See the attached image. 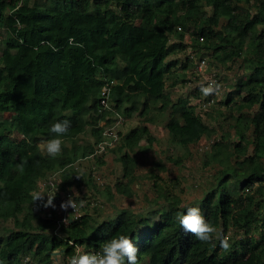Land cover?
Segmentation results:
<instances>
[{"label":"trees","instance_id":"obj_1","mask_svg":"<svg viewBox=\"0 0 264 264\" xmlns=\"http://www.w3.org/2000/svg\"><path fill=\"white\" fill-rule=\"evenodd\" d=\"M0 30L6 33L0 115H9L11 122L9 128L0 122V220L12 221L14 228L0 237V259L53 264L57 250L64 258L73 255L68 241L83 252L97 251L124 233L135 238L140 264H264V0H45L33 5L0 0ZM201 49L216 65L241 60L250 72L222 103L235 112L236 141L221 137L210 145L211 162L219 170L197 202L224 234L240 232L246 238L240 237L230 253L200 245L176 220L192 203L182 205L160 190L158 199L167 207L154 223L128 212L98 223L86 213L55 233L54 215L44 218L30 210L29 204H43L33 193L56 171H61V190L70 193V167L92 153L102 140L100 124L110 125L113 114L137 115L149 124L165 118L169 142L184 151L215 135L191 98L173 101L166 92L170 79V87L187 84L178 72L189 70L190 57ZM179 55L186 56L180 65ZM111 82L108 111L100 105V93ZM63 119L73 125L64 153L47 158L39 145L49 138L51 124ZM87 130L94 143L83 147L78 140ZM144 137L149 140L145 126L134 127L111 150L122 167L114 190L127 198L134 196L137 181L132 153ZM253 235L257 241L248 238Z\"/></svg>","mask_w":264,"mask_h":264},{"label":"rangeland","instance_id":"obj_2","mask_svg":"<svg viewBox=\"0 0 264 264\" xmlns=\"http://www.w3.org/2000/svg\"><path fill=\"white\" fill-rule=\"evenodd\" d=\"M45 0H30V4H42ZM6 37L4 30H0V54L4 48L3 40ZM174 41L171 40L170 44ZM184 43L190 44V40L185 38ZM189 54L190 50L187 51ZM209 52L201 49V53L195 55L191 60L190 69L187 71L179 70L181 79H186L187 84L171 86L172 79L167 81L166 92L170 93L171 99L176 101L179 97H188L190 105L196 110V113L202 115L204 122L215 130V135L211 138H202L195 145L189 146L187 151L180 147L174 146L169 142L168 132L165 129V118L155 124L145 123L137 115L130 119H123L119 115H113V122L106 128H115L118 135L123 136L129 130L137 126H145L148 131L149 140L144 137L140 142V149H135L132 156L137 162L135 169L136 185L132 187L134 196L131 198L124 197L114 190L116 182L121 181L122 167L118 161V155L111 150L116 149L119 144L113 149L107 150L100 158H81L69 169V174L72 179V185L68 187V191L74 189L80 194L81 198L87 200L86 206L81 209L80 214H88L98 223L110 221L116 218L122 212L135 214L148 223H154L158 220V216L166 210L167 203L163 199H158L161 195L158 191H163L162 194H167L168 197H177L182 205L197 203L209 190L214 183V177L217 174L219 167L212 163L209 152L210 145L224 138L226 141L233 143L236 141L234 137V123L232 115L235 112L224 106L222 103L226 100V94L235 86L237 80L241 77H246L250 74L246 65H243L241 60H234L227 67L216 65L212 58L208 55ZM190 55V54H189ZM198 56L207 58V68L199 71L197 69ZM183 55H179L177 59L179 65L183 63ZM182 59V60H181ZM180 67V66H179ZM215 75L216 77H213ZM221 84L218 94L204 97L202 100H213V104L207 109L201 107V103L196 99V89L201 85H207L212 80ZM231 108H233L231 106ZM208 112L209 116L204 115ZM4 117V118H3ZM0 115V122H4L6 128L10 127V116ZM103 126L104 124H100ZM7 130V129H6ZM7 134V132H6ZM248 138L252 140L249 134ZM82 146L88 144L93 145L94 141L89 135L88 130L78 140ZM87 148V153H89ZM253 146L249 147V154H252ZM176 159L179 160L176 163ZM19 165V162L17 163ZM83 171L81 178L76 175ZM109 189V194L107 190ZM78 198V197H74ZM34 213L48 218L51 215L55 216V220L65 217L70 219L69 212H65L61 207H44L41 204L28 205ZM65 214V216H64ZM222 232L223 230L220 229ZM14 231L12 221L2 222L0 220V237H6ZM58 233V230L55 232ZM224 233V232H223ZM230 235L234 243L242 237H246L240 232H233ZM256 235L249 236L252 240L257 241L258 238H253ZM53 264H67L68 259L62 256L61 251H55L53 254Z\"/></svg>","mask_w":264,"mask_h":264},{"label":"clouds","instance_id":"obj_3","mask_svg":"<svg viewBox=\"0 0 264 264\" xmlns=\"http://www.w3.org/2000/svg\"><path fill=\"white\" fill-rule=\"evenodd\" d=\"M71 42L72 39L70 38V43ZM220 88L221 84L215 80H212L207 85H201L199 90L204 97H208L218 94ZM101 124H104L103 126L100 125L101 127H104V131L109 126H105V123ZM72 128L73 125L70 119L57 120L51 124V126L48 128L49 138L45 141H42V143L39 145V147L43 149V152L47 158L54 159L63 155L64 140L70 135ZM104 131L102 133V140L96 146H94L91 154L95 152L97 146L104 140ZM118 137L119 140L117 141L116 145L119 144L121 140L120 135H118ZM111 149H113V147ZM91 154H88L87 158H90ZM100 157H102V155L95 157L94 159ZM82 175L83 171L81 170V172L78 173L76 177L81 178ZM71 191L73 194L69 196L66 201L62 202L60 207L65 211L71 208L74 210V212L83 209L87 204V200L85 198H81L80 194L74 189ZM45 196L47 197L46 202H44ZM34 199L35 201L40 200L45 208L49 206L55 207L53 204L55 196H53L51 193L46 195L36 193L34 195ZM176 220L179 228L184 233L191 234L192 239L197 241L200 245H210L212 248L219 246V248L226 253H230L232 251L234 241L231 239L230 235L224 234L215 223L206 218L199 204L194 202L187 206L183 212L177 213ZM139 252L140 250L134 237L124 233H117L104 241L102 247L97 251H86L83 253L77 252L71 255L69 264H140L138 255ZM0 264H6V261L0 259Z\"/></svg>","mask_w":264,"mask_h":264},{"label":"built area","instance_id":"obj_4","mask_svg":"<svg viewBox=\"0 0 264 264\" xmlns=\"http://www.w3.org/2000/svg\"><path fill=\"white\" fill-rule=\"evenodd\" d=\"M190 59H194L192 57H190ZM195 60V59H194ZM197 69L199 71L201 70H205L207 68V58L202 57L201 59H197ZM213 77H216L215 75H212ZM216 81V79H215ZM113 84V82L110 83V85H106L100 93V105L102 107V109L104 110H108L110 111L111 108L109 107V104L107 102V97L109 94V89L110 86ZM199 103H201V107L205 110L208 107H210L213 104L212 100H208V99H197ZM114 115H119L120 117L123 118V116L121 114H114ZM103 141L97 146V148L95 149V152L93 154L90 155V158H95V157H99L101 155H103L105 152H107V150L111 149L112 147H114L117 143V141L119 140V137L115 131V128H109L107 130L104 131L103 134ZM62 178H61V171H56L53 174L47 176L44 180L40 181L39 186L37 188V190L34 192V195L36 193H41L43 195H46L48 193H51L53 196H55V199L53 201V204L55 205V207L59 208L61 203L66 201L68 199L69 196H71V193H66L63 192L60 188V184H61ZM47 197L45 196L44 198V202H46ZM40 201V200H38ZM41 202V201H40ZM42 203V202H41ZM65 212H69L71 215L70 219H66L65 217H62L61 219H58L56 221V227H55V232L57 230H59L61 225L67 224L68 221L70 220H76L78 219L81 214H80V210L75 211L71 208L67 209L66 211L64 209H62ZM65 216V214H64ZM68 246L72 248L73 250V254L79 252V253H83V249L82 247L76 246L74 243L68 241ZM68 259V263L69 264V259L70 257L66 258Z\"/></svg>","mask_w":264,"mask_h":264}]
</instances>
